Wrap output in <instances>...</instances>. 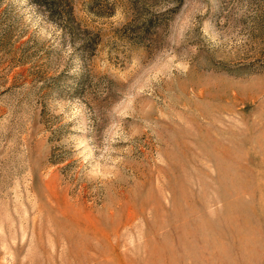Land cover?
Instances as JSON below:
<instances>
[{
  "label": "rangeland",
  "instance_id": "374dc122",
  "mask_svg": "<svg viewBox=\"0 0 264 264\" xmlns=\"http://www.w3.org/2000/svg\"><path fill=\"white\" fill-rule=\"evenodd\" d=\"M0 264H264V0H0Z\"/></svg>",
  "mask_w": 264,
  "mask_h": 264
}]
</instances>
